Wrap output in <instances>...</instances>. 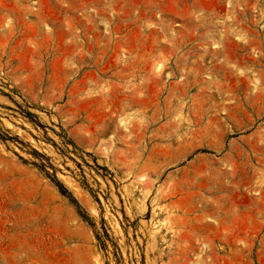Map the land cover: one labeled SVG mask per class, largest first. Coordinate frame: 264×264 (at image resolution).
I'll list each match as a JSON object with an SVG mask.
<instances>
[{"label": "rangeland", "instance_id": "obj_1", "mask_svg": "<svg viewBox=\"0 0 264 264\" xmlns=\"http://www.w3.org/2000/svg\"><path fill=\"white\" fill-rule=\"evenodd\" d=\"M0 264H264V0H0Z\"/></svg>", "mask_w": 264, "mask_h": 264}]
</instances>
